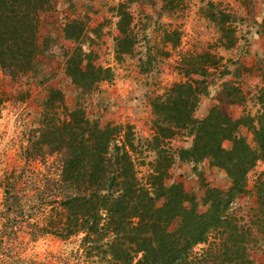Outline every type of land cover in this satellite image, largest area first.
Masks as SVG:
<instances>
[{
	"label": "rangeland",
	"instance_id": "obj_1",
	"mask_svg": "<svg viewBox=\"0 0 264 264\" xmlns=\"http://www.w3.org/2000/svg\"><path fill=\"white\" fill-rule=\"evenodd\" d=\"M122 4L132 16L133 45L130 53L117 59L116 52L122 49L117 41ZM212 11L233 15L229 32L236 36L235 46H223L224 32L211 19ZM40 15L41 50L35 67L18 78L0 70V264L86 263L87 258L76 253L81 236L65 239L54 233H31L49 222L51 207L44 209L42 202L52 198L45 188L59 174L57 155L39 150L43 145L38 130L46 122L53 90L62 93L69 109L83 108L101 126L123 125L122 133L134 140L137 174L145 181L158 160L150 148L157 120L152 102L175 83L188 80L191 59L200 56L196 66L200 72L207 70L209 83L198 107L208 103L215 92L217 102L209 113L219 107L234 120L238 133L253 147L258 146L246 122L262 110L259 98L264 85L246 86L255 76V67L264 73V55L254 64L249 58L258 35L264 36V0H49ZM67 24L81 32L78 39L66 36ZM78 46L93 52L96 64L111 67L113 79L101 81L90 92L78 88L66 70L67 59ZM208 52L216 55L215 62L206 59ZM192 138L189 129H184L164 142L174 158L165 183H182L196 196L199 211L205 212L209 207L206 185L228 190L231 182L216 161L179 157L182 149L191 147ZM223 145L231 148L232 141L225 140ZM252 170L246 191L234 200L229 214L237 218L238 238L250 258L264 264V159ZM175 226L173 223L171 229ZM209 242L197 245L194 251L200 254ZM139 257L141 254L135 261Z\"/></svg>",
	"mask_w": 264,
	"mask_h": 264
},
{
	"label": "trees",
	"instance_id": "obj_2",
	"mask_svg": "<svg viewBox=\"0 0 264 264\" xmlns=\"http://www.w3.org/2000/svg\"><path fill=\"white\" fill-rule=\"evenodd\" d=\"M48 3L0 0V70L18 78L35 67L41 50L40 14ZM118 15L117 41L122 49L116 53L120 59L132 50V16L124 4ZM232 16L225 11L210 15L224 32L221 42L225 48L236 44V36L229 32ZM65 33L74 39L81 36L73 24H67ZM92 55L78 46L66 62L72 82L85 92L114 77L112 68L96 64ZM205 55L209 62H215V54ZM197 59L200 56L193 57L187 68L188 80L175 83L152 102L157 120L150 148L158 160L145 181L137 174L134 140L129 133H122L123 125L101 126L83 108L64 105L59 90L52 91L46 122L38 130L43 145L39 150L57 155L59 174L45 188L52 198L42 202L44 209L51 207L52 215L47 217L48 224L34 228L33 236H81L76 253L87 258L85 264H257L238 238L239 224L229 210L246 191L249 172L264 159V90L259 98L261 112L246 122L258 145L255 148L219 107L214 106L204 119L195 116L209 83L207 70L199 71ZM184 129H189L192 145L182 149L179 157L194 162L216 161L231 182L228 190L206 185L209 207L205 212L199 211L196 196L182 183H165L174 158L164 142ZM225 140L232 141L231 148L224 147ZM173 223L176 226L171 229ZM210 238L213 240L209 242ZM208 242L200 254L194 251L197 245Z\"/></svg>",
	"mask_w": 264,
	"mask_h": 264
},
{
	"label": "crops",
	"instance_id": "obj_3",
	"mask_svg": "<svg viewBox=\"0 0 264 264\" xmlns=\"http://www.w3.org/2000/svg\"><path fill=\"white\" fill-rule=\"evenodd\" d=\"M256 44L250 49V64H254L256 63V59H258V57H262V55H264V36L258 35V39L255 40ZM263 42V43H261ZM264 57V56H263ZM255 61V62H254ZM263 70H258L256 71V67L253 69V72L255 73V76L253 77V80L248 81L249 84L246 86L248 89L253 88V86H257V84L255 83H260L261 86L264 85V80L262 79L264 76V73L262 72ZM236 80H240L241 78H237V76L235 77ZM209 102H205V104L201 105L198 107L197 111H196V117L198 118H204L209 114V108L212 106V104L217 102V94L214 92V94L210 95L209 97ZM205 163V162H204ZM179 167L176 168V171L178 170ZM252 172L256 173L255 170H252Z\"/></svg>",
	"mask_w": 264,
	"mask_h": 264
}]
</instances>
